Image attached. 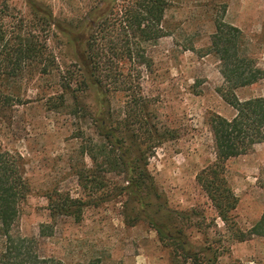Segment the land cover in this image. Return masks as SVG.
<instances>
[{
	"label": "rangeland",
	"instance_id": "rangeland-1",
	"mask_svg": "<svg viewBox=\"0 0 264 264\" xmlns=\"http://www.w3.org/2000/svg\"><path fill=\"white\" fill-rule=\"evenodd\" d=\"M8 1L21 15L30 13L23 0ZM37 1L77 29L71 24L82 14L85 0ZM224 7L225 20L242 31L249 57L264 70V0H175L166 13L168 35L148 47L152 62L141 70L140 103H131L128 94L117 89L109 94L105 113L117 132L134 133L128 143L133 155L144 159L141 165H147L150 182L145 193L153 210L168 205L176 231L184 230L197 247L217 250L218 264H264V237L234 240V230L217 217L196 181L216 159L211 116L235 114L223 97L228 89L221 62L208 52L214 19ZM49 46L59 69L31 84L25 104L0 115V149L24 158L32 188L16 232L36 240L37 252L45 259L41 264H173L172 250L137 214V199L121 190L124 177L98 170L82 153L101 141L94 94L77 93L72 84L71 94H65L67 106L50 109V97L77 79V63L62 34H51ZM235 94L240 100L264 97V78ZM226 174L238 198L234 223L247 232L264 213V139L249 153L228 160ZM55 191L84 205L77 219L52 215L47 195ZM43 224L52 227L46 236L41 235Z\"/></svg>",
	"mask_w": 264,
	"mask_h": 264
},
{
	"label": "trees",
	"instance_id": "trees-1",
	"mask_svg": "<svg viewBox=\"0 0 264 264\" xmlns=\"http://www.w3.org/2000/svg\"><path fill=\"white\" fill-rule=\"evenodd\" d=\"M23 1L30 11L28 15H21L8 0H0V115L25 104L31 84L52 76L59 69L49 37L57 32L65 36L72 45L77 79H70L62 94L50 97V109L61 111L67 106L65 94H71L72 84L77 85V93H93L101 141L90 143L82 153L93 160L98 170L124 177L121 190L137 199V214L172 250L173 264H218L217 250L211 246L197 247L185 236L184 230L176 231L177 224L170 217L168 205L158 211L152 209L145 193L150 182L147 165H141L144 159L139 154L133 155L132 143H128L134 133L130 135L123 129L117 132L109 125L105 113L109 94L117 89L126 92L131 103H140L141 70L150 67L152 62L147 55L148 47L168 35L166 13L175 0H80V3L84 1L80 7L82 14L77 15V24L74 21L71 24L77 25L76 30L56 19L37 0ZM225 15L224 7L214 19L215 32L210 37L208 52L216 54L221 62V74L228 89L223 97L235 114L231 118L211 116L209 125L216 159L197 174L196 181L211 201L217 217L234 230L233 239L243 242L255 236L264 237V213L249 231L237 227L233 212L238 198L229 184L226 163L249 153L264 139V97L240 100L235 94V90L263 79L264 70L249 57L243 46L242 31L228 23ZM31 192L24 158L0 149V238L3 240L0 264L45 261L37 252L36 240L15 230L21 206ZM47 198L54 217L64 215L77 219L84 206L70 196L63 198L58 191L48 194ZM50 230L51 225L43 224L41 235H48Z\"/></svg>",
	"mask_w": 264,
	"mask_h": 264
}]
</instances>
